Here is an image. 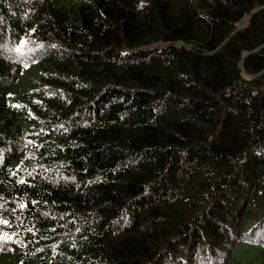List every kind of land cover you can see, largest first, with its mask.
I'll list each match as a JSON object with an SVG mask.
<instances>
[{
  "label": "trees",
  "instance_id": "trees-1",
  "mask_svg": "<svg viewBox=\"0 0 264 264\" xmlns=\"http://www.w3.org/2000/svg\"><path fill=\"white\" fill-rule=\"evenodd\" d=\"M0 264H264V0H0Z\"/></svg>",
  "mask_w": 264,
  "mask_h": 264
},
{
  "label": "rangeland",
  "instance_id": "rangeland-1",
  "mask_svg": "<svg viewBox=\"0 0 264 264\" xmlns=\"http://www.w3.org/2000/svg\"><path fill=\"white\" fill-rule=\"evenodd\" d=\"M9 258L12 260L14 258V255L10 256Z\"/></svg>",
  "mask_w": 264,
  "mask_h": 264
},
{
  "label": "bare ground",
  "instance_id": "bare-ground-1",
  "mask_svg": "<svg viewBox=\"0 0 264 264\" xmlns=\"http://www.w3.org/2000/svg\"><path fill=\"white\" fill-rule=\"evenodd\" d=\"M256 96V95H255ZM263 182V181H262Z\"/></svg>",
  "mask_w": 264,
  "mask_h": 264
}]
</instances>
